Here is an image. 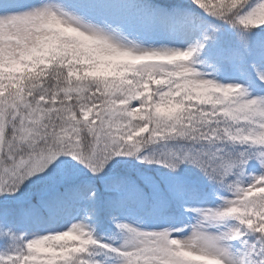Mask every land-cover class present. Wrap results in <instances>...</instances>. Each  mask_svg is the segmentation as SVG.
<instances>
[{
	"label": "snow or ice",
	"instance_id": "6c2138e0",
	"mask_svg": "<svg viewBox=\"0 0 264 264\" xmlns=\"http://www.w3.org/2000/svg\"><path fill=\"white\" fill-rule=\"evenodd\" d=\"M0 264H264V0H0Z\"/></svg>",
	"mask_w": 264,
	"mask_h": 264
}]
</instances>
